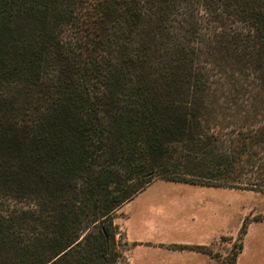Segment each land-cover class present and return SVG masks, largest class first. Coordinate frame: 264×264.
Returning a JSON list of instances; mask_svg holds the SVG:
<instances>
[{"label": "trees", "instance_id": "trees-1", "mask_svg": "<svg viewBox=\"0 0 264 264\" xmlns=\"http://www.w3.org/2000/svg\"><path fill=\"white\" fill-rule=\"evenodd\" d=\"M158 179L264 193V0H0V264H128Z\"/></svg>", "mask_w": 264, "mask_h": 264}, {"label": "rangeland", "instance_id": "rangeland-1", "mask_svg": "<svg viewBox=\"0 0 264 264\" xmlns=\"http://www.w3.org/2000/svg\"><path fill=\"white\" fill-rule=\"evenodd\" d=\"M116 224L128 264H264V193L158 179Z\"/></svg>", "mask_w": 264, "mask_h": 264}, {"label": "crops", "instance_id": "crops-1", "mask_svg": "<svg viewBox=\"0 0 264 264\" xmlns=\"http://www.w3.org/2000/svg\"><path fill=\"white\" fill-rule=\"evenodd\" d=\"M201 245L203 244V243H200ZM163 264H166V263H163ZM171 264V263H170Z\"/></svg>", "mask_w": 264, "mask_h": 264}]
</instances>
